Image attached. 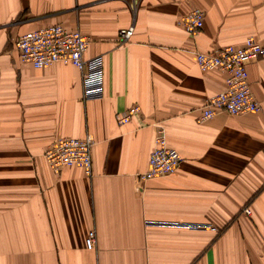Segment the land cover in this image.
<instances>
[{"label": "crops", "instance_id": "crops-1", "mask_svg": "<svg viewBox=\"0 0 264 264\" xmlns=\"http://www.w3.org/2000/svg\"><path fill=\"white\" fill-rule=\"evenodd\" d=\"M195 9L192 37L177 20ZM52 25L87 37L85 59L103 58L100 99L84 101L70 64L20 60L17 38ZM247 38L264 46V0H0V264H264V58L246 67L260 112L199 122L226 75L195 54ZM158 130L183 160L142 181ZM87 135L92 174L54 173L51 143Z\"/></svg>", "mask_w": 264, "mask_h": 264}, {"label": "built area", "instance_id": "built-area-1", "mask_svg": "<svg viewBox=\"0 0 264 264\" xmlns=\"http://www.w3.org/2000/svg\"><path fill=\"white\" fill-rule=\"evenodd\" d=\"M177 26L188 35H196L203 27V12L195 9L177 20ZM133 28L119 31L122 43L129 41ZM88 39L79 30L69 31L60 25H52L25 33L17 38L14 48L22 62L42 69L53 64H70L82 72L84 101L100 99L104 93V62L101 56L85 59ZM196 62L202 70H219L226 75L225 89L202 101L199 122L210 120L219 113L245 115L261 111L260 103L253 97L248 81L247 65L264 58V46L253 38L245 39L240 47L228 45L205 53L198 52ZM140 113L133 106L117 116V124L125 125ZM154 149L148 159V168L139 175L142 181L172 175L182 162L181 155L167 146L165 134L158 130ZM94 140L91 135L84 139L59 138L44 152L49 168L58 173L64 167H78L88 176L92 174L91 151ZM248 214L249 212L245 210ZM85 247H96V232L90 230L85 238Z\"/></svg>", "mask_w": 264, "mask_h": 264}]
</instances>
